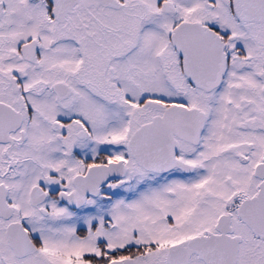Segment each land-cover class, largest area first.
<instances>
[{
    "label": "snow or ice",
    "instance_id": "obj_1",
    "mask_svg": "<svg viewBox=\"0 0 264 264\" xmlns=\"http://www.w3.org/2000/svg\"><path fill=\"white\" fill-rule=\"evenodd\" d=\"M0 264H264V0H0Z\"/></svg>",
    "mask_w": 264,
    "mask_h": 264
}]
</instances>
